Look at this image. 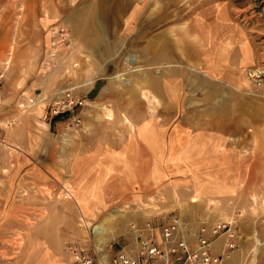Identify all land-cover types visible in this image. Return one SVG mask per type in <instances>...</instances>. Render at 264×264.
<instances>
[{
	"label": "rangeland",
	"instance_id": "374dc122",
	"mask_svg": "<svg viewBox=\"0 0 264 264\" xmlns=\"http://www.w3.org/2000/svg\"><path fill=\"white\" fill-rule=\"evenodd\" d=\"M228 1L252 46L251 66L242 72L244 83H219L217 88L213 87V99L208 101L203 99L204 85L178 87L183 90V102H173L171 110L164 107L163 86L156 85L154 95L143 84L149 78L160 79L163 75L160 67L140 63L137 55L130 52V44L119 46L117 53H94L91 49L96 48L78 47L69 37L68 8L61 7L65 10L59 22L51 23L47 29L48 41L42 46L39 43L37 49L32 48L27 62L23 63L25 70L20 83L23 93L16 105L22 117L4 121L7 126H14L19 119L23 120L27 138L23 149L28 163L25 170L37 165L44 173V180L33 182L25 178L19 182V177L12 183L0 181L1 189L11 190L9 197L0 199V264H30L22 257L25 237L38 235L51 249H58L65 264H70L68 255L61 250L64 243L78 240L94 254L97 225L104 229L100 238L109 256L130 242V224L139 225L149 215L169 210L178 211L186 220L198 217L207 224L229 220L239 232L240 223L247 220L252 229L261 230L264 225V0ZM13 13H18V9ZM96 19L93 23L99 26ZM168 20L158 22L156 29H164ZM20 25L18 21L12 29L19 31ZM26 26L25 30L32 31V27ZM96 39L98 43L100 39ZM87 40L90 43L93 38ZM99 45L100 42L97 49ZM128 56L133 60L127 62ZM63 88L71 91L78 104L65 116L52 120L50 105ZM148 91L157 99L151 105L145 97ZM188 92L194 93L191 101H185ZM105 107L112 112L111 119L105 118ZM210 116L220 129L228 130L225 134H215L217 140L224 139L228 144L226 150L221 146L216 152L213 166L220 180H234V197L224 203L228 209L218 200L211 201L209 206L217 210L188 217L183 208L167 205L164 186L170 174L165 175L164 164L170 162L173 150L165 156L163 145L161 148L158 143L163 133L158 131L165 125H175L181 118L203 124ZM152 128L156 134L150 135ZM139 137L150 145L157 143L147 150ZM2 138L0 145L5 143ZM101 168L112 170L111 174L101 177ZM0 173L5 178L7 170ZM97 186L107 197L105 205L91 217L82 216L78 206L87 207L92 187ZM223 210L224 214L216 213ZM255 243V248L264 244V233H258Z\"/></svg>",
	"mask_w": 264,
	"mask_h": 264
},
{
	"label": "crops",
	"instance_id": "0c3cea01",
	"mask_svg": "<svg viewBox=\"0 0 264 264\" xmlns=\"http://www.w3.org/2000/svg\"><path fill=\"white\" fill-rule=\"evenodd\" d=\"M61 7L68 8L69 37L78 47L96 48L91 49L94 53H117L119 46L130 44V52L137 55L140 63L160 67L162 77L149 78L143 84L148 85L154 95V87L163 86L164 107L170 110L173 102H183V90L178 87L204 85L203 99L208 101L213 99V87L217 88L219 83H244L242 72L252 63L249 38L228 0H0V136L5 141L0 145V172L7 170L5 178L0 173V181L12 183L19 177V182L25 178L33 182L44 180V173L37 165L25 170L28 163L27 154L23 152L27 141L23 120L19 119L14 126H7L4 121L22 117L16 105L23 93L20 86L25 70L23 63L27 62V55L32 50L39 48V43L42 46L49 39L47 29L51 23L59 22L61 12L65 10ZM16 9L18 13H13ZM94 18L99 26L93 23ZM165 18H169L168 24L157 30V23ZM18 21L21 22L19 31L13 30ZM24 25L32 27V31L25 30ZM87 38L93 40L89 43ZM96 38L100 39L99 49ZM153 94L150 93L155 98ZM192 96L194 93H186L188 99L185 101L193 100ZM211 116L203 124L181 118L175 125H165L158 131L163 133L158 143L161 148L163 145L165 156L173 150L170 162L164 164L167 165L165 175L170 174V180L164 186L167 205L183 208L188 217L217 210L209 206L211 201L218 200L228 209L224 203L234 197V180H220L213 166L216 152L221 146L226 150L228 144L224 139L222 142L217 140L215 134H225L228 130L220 129ZM153 130L150 135L156 134ZM139 140L147 150L157 143L154 141L150 145L143 138L139 137ZM111 171L101 168V177L110 175ZM92 189L87 207L78 206L82 216L91 217L105 205V194L98 186ZM6 192L0 188V199L10 196L11 190ZM216 213L224 214L225 210ZM239 226L237 249L225 254V239L218 237L212 242V252L222 256V264H264V244L255 248L258 233H264V225L261 230L252 229L249 221L243 220ZM25 239L23 261L65 264L58 249L55 251L46 245L42 236Z\"/></svg>",
	"mask_w": 264,
	"mask_h": 264
},
{
	"label": "built area",
	"instance_id": "2783aa9c",
	"mask_svg": "<svg viewBox=\"0 0 264 264\" xmlns=\"http://www.w3.org/2000/svg\"><path fill=\"white\" fill-rule=\"evenodd\" d=\"M76 104L78 99L63 88L55 95L50 112H68ZM129 235L130 242L109 256L106 246L93 254L78 240L64 243L62 250L70 264H222V256L212 252V242L224 237V253H230L238 246L240 232L229 220L207 224L198 217L186 220L178 211L169 210L153 213L139 225L130 224Z\"/></svg>",
	"mask_w": 264,
	"mask_h": 264
},
{
	"label": "bare ground",
	"instance_id": "6f19581e",
	"mask_svg": "<svg viewBox=\"0 0 264 264\" xmlns=\"http://www.w3.org/2000/svg\"><path fill=\"white\" fill-rule=\"evenodd\" d=\"M126 60H127V62H129V61H132L133 58H132V56L131 57L128 56V59H126ZM115 78L118 79L119 78V74H117L115 76ZM145 97H146L148 103H150V105H151V103H154L157 100V99L155 100V98L153 96H151L149 92H148V95L145 94ZM103 112H104V115H105L106 119H111L110 117H111L112 112L108 108H106V107L103 108ZM95 232H96V235H97V241H96V244H95L96 246L94 245V247H95V249L97 251H100L102 249V246H103V242H102V240L100 238L103 235V233H104V229H103L102 225H97L95 227ZM93 233H94V228H93ZM105 233H106V231H105ZM94 235H95V233H94Z\"/></svg>",
	"mask_w": 264,
	"mask_h": 264
},
{
	"label": "trees",
	"instance_id": "16d2710c",
	"mask_svg": "<svg viewBox=\"0 0 264 264\" xmlns=\"http://www.w3.org/2000/svg\"><path fill=\"white\" fill-rule=\"evenodd\" d=\"M67 112L56 114L52 117V120L60 119L61 117L65 116Z\"/></svg>",
	"mask_w": 264,
	"mask_h": 264
}]
</instances>
